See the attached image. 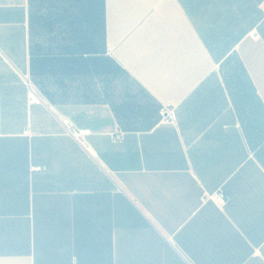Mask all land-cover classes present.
<instances>
[{
  "label": "crops",
  "instance_id": "1",
  "mask_svg": "<svg viewBox=\"0 0 264 264\" xmlns=\"http://www.w3.org/2000/svg\"><path fill=\"white\" fill-rule=\"evenodd\" d=\"M0 264H264V0H0Z\"/></svg>",
  "mask_w": 264,
  "mask_h": 264
},
{
  "label": "built area",
  "instance_id": "2",
  "mask_svg": "<svg viewBox=\"0 0 264 264\" xmlns=\"http://www.w3.org/2000/svg\"><path fill=\"white\" fill-rule=\"evenodd\" d=\"M28 85V101L32 105H39L41 103L40 96L36 93V91L32 88L29 81H27ZM55 116L57 117L58 121L60 122L63 132L65 135L71 137L74 139L78 145L83 148L87 152H91L89 145L86 141V138L91 134L90 130L88 129H82L68 119L67 117L60 116L57 113H55ZM160 119L161 123L163 124H172L175 120V108L171 105H164L160 110ZM115 140H120L119 135L114 136ZM212 200L219 205L220 207H223L226 203L224 194L222 191H218L212 196Z\"/></svg>",
  "mask_w": 264,
  "mask_h": 264
}]
</instances>
